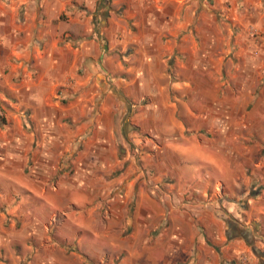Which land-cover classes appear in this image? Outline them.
Segmentation results:
<instances>
[{
  "label": "crops",
  "instance_id": "0c3cea01",
  "mask_svg": "<svg viewBox=\"0 0 264 264\" xmlns=\"http://www.w3.org/2000/svg\"><path fill=\"white\" fill-rule=\"evenodd\" d=\"M0 264H264V0H0Z\"/></svg>",
  "mask_w": 264,
  "mask_h": 264
}]
</instances>
